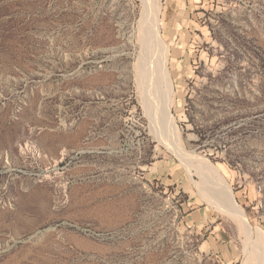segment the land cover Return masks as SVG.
I'll return each instance as SVG.
<instances>
[{"label": "rangeland", "instance_id": "rangeland-1", "mask_svg": "<svg viewBox=\"0 0 264 264\" xmlns=\"http://www.w3.org/2000/svg\"><path fill=\"white\" fill-rule=\"evenodd\" d=\"M158 2L177 140L142 102L141 0H0V264H243L175 145L264 232V0Z\"/></svg>", "mask_w": 264, "mask_h": 264}, {"label": "bare ground", "instance_id": "bare-ground-1", "mask_svg": "<svg viewBox=\"0 0 264 264\" xmlns=\"http://www.w3.org/2000/svg\"><path fill=\"white\" fill-rule=\"evenodd\" d=\"M161 27L158 0H141V13L136 30L141 49L134 69L142 102L150 115L153 129L164 132L165 139L167 136L168 139L172 136L177 140V128L170 111L173 80L168 68V49L162 38ZM171 149L181 158L190 172L194 164L192 159L197 160L198 164L195 167L200 176V182L197 183L200 190L208 200L217 202L238 218L246 237L243 264H264V232L248 220L245 210L235 200L219 168L199 153L185 152L177 145Z\"/></svg>", "mask_w": 264, "mask_h": 264}]
</instances>
